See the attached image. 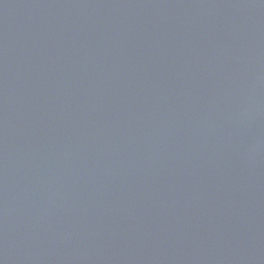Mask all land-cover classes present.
Returning <instances> with one entry per match:
<instances>
[{
	"label": "water",
	"instance_id": "water-1",
	"mask_svg": "<svg viewBox=\"0 0 264 264\" xmlns=\"http://www.w3.org/2000/svg\"><path fill=\"white\" fill-rule=\"evenodd\" d=\"M0 264H264V0H0Z\"/></svg>",
	"mask_w": 264,
	"mask_h": 264
}]
</instances>
